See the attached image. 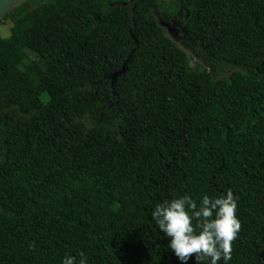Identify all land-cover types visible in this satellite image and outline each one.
Here are the masks:
<instances>
[{
	"label": "trees",
	"instance_id": "obj_1",
	"mask_svg": "<svg viewBox=\"0 0 264 264\" xmlns=\"http://www.w3.org/2000/svg\"><path fill=\"white\" fill-rule=\"evenodd\" d=\"M180 10L182 47L157 18ZM8 21L0 264H181L152 209L228 189V264H264V0H25Z\"/></svg>",
	"mask_w": 264,
	"mask_h": 264
},
{
	"label": "clouds",
	"instance_id": "obj_2",
	"mask_svg": "<svg viewBox=\"0 0 264 264\" xmlns=\"http://www.w3.org/2000/svg\"><path fill=\"white\" fill-rule=\"evenodd\" d=\"M238 197L228 189L221 195H203L199 202L184 194L157 203L151 211L159 231L168 239L167 248L181 264L195 254L196 264H228L232 242L237 239L241 221L237 215ZM61 264H89L86 254H65Z\"/></svg>",
	"mask_w": 264,
	"mask_h": 264
},
{
	"label": "flooded vegetation",
	"instance_id": "obj_3",
	"mask_svg": "<svg viewBox=\"0 0 264 264\" xmlns=\"http://www.w3.org/2000/svg\"><path fill=\"white\" fill-rule=\"evenodd\" d=\"M132 1L133 0H131V2ZM182 13L183 11L180 10L177 13V15L169 21L163 20L160 16V20L162 24L165 26V28L167 29V31H170V29H172V31L174 32V35H173L174 39H177V38L184 39L183 30H182V22L184 20V15Z\"/></svg>",
	"mask_w": 264,
	"mask_h": 264
},
{
	"label": "rangeland",
	"instance_id": "obj_4",
	"mask_svg": "<svg viewBox=\"0 0 264 264\" xmlns=\"http://www.w3.org/2000/svg\"><path fill=\"white\" fill-rule=\"evenodd\" d=\"M157 18H158V20H159V15L157 16ZM0 33H1V35H2V37H4V38H8V37H10L11 36V24H10V22L8 21V22H6V24H2V23H0ZM168 35L170 36V37H172V39L174 40V42L176 43V44H178L180 47H182L183 46V44H184V40L182 39V38H177V39H174L173 37V35H174V32L172 31V29H170V31H168Z\"/></svg>",
	"mask_w": 264,
	"mask_h": 264
},
{
	"label": "water",
	"instance_id": "obj_5",
	"mask_svg": "<svg viewBox=\"0 0 264 264\" xmlns=\"http://www.w3.org/2000/svg\"><path fill=\"white\" fill-rule=\"evenodd\" d=\"M23 1L25 0H0V20L3 19L5 14L8 13L13 6Z\"/></svg>",
	"mask_w": 264,
	"mask_h": 264
}]
</instances>
